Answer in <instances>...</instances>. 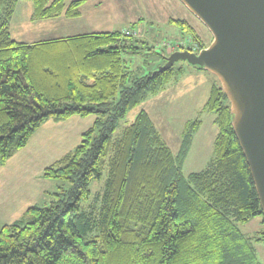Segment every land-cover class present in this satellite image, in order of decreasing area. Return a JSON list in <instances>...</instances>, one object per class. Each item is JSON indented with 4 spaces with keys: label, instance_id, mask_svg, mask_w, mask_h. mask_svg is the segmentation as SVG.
<instances>
[{
    "label": "trees",
    "instance_id": "obj_1",
    "mask_svg": "<svg viewBox=\"0 0 264 264\" xmlns=\"http://www.w3.org/2000/svg\"><path fill=\"white\" fill-rule=\"evenodd\" d=\"M19 1L0 0V166L50 120L97 119L44 169L45 178L58 181L50 203L32 205L0 228V264H260L256 243L264 238L240 225L258 216L264 223V216L221 84L202 109L218 127L214 157L186 175L200 119L187 125L177 152L143 109L116 135L128 112L181 68L138 75L122 53H140V40L120 30L18 42L10 22ZM27 1L32 20L77 18L86 2ZM172 22L200 42L187 21Z\"/></svg>",
    "mask_w": 264,
    "mask_h": 264
},
{
    "label": "rangeland",
    "instance_id": "obj_2",
    "mask_svg": "<svg viewBox=\"0 0 264 264\" xmlns=\"http://www.w3.org/2000/svg\"><path fill=\"white\" fill-rule=\"evenodd\" d=\"M81 16H59L32 20L33 4L20 0L10 22L12 37L18 42L35 43L44 40L68 38L86 33L130 30L137 32L140 53L128 50L122 53L126 65L138 75L147 76L166 63L174 45L192 39V51L209 46L213 35L180 0H86ZM187 21L199 41L187 36V31L172 20ZM128 36L124 42L129 41ZM199 46L200 49L198 48ZM175 50V49H174ZM181 68L164 87L138 107L130 110L120 122L116 135L130 125L143 109L148 112L156 128L174 152L180 150L186 127L194 120L201 123L193 135L191 148L183 165L184 174L206 169L214 157V141L218 127L212 112H202L210 96L211 86L219 84L216 75L184 61ZM97 115L72 116L59 123H45L31 137L26 147L17 151L6 165L0 166V228L20 220L25 211L35 204L50 203V194L58 191V181L42 174L46 167L72 151L82 134L92 127ZM104 181L94 183L93 193L99 192ZM249 236L264 238L263 218L258 216L240 225ZM258 262L264 264V240L256 243Z\"/></svg>",
    "mask_w": 264,
    "mask_h": 264
},
{
    "label": "water",
    "instance_id": "obj_3",
    "mask_svg": "<svg viewBox=\"0 0 264 264\" xmlns=\"http://www.w3.org/2000/svg\"><path fill=\"white\" fill-rule=\"evenodd\" d=\"M213 35L200 51L171 52L157 71L184 61L217 76L264 216V0H180Z\"/></svg>",
    "mask_w": 264,
    "mask_h": 264
},
{
    "label": "built area",
    "instance_id": "obj_4",
    "mask_svg": "<svg viewBox=\"0 0 264 264\" xmlns=\"http://www.w3.org/2000/svg\"><path fill=\"white\" fill-rule=\"evenodd\" d=\"M124 32L126 34H137V32L131 33L130 30H124ZM192 46H193V40L189 38V39H185L183 42H180L177 45L172 46L173 47L172 50L173 51H175L177 49H191V50H195L196 48H194Z\"/></svg>",
    "mask_w": 264,
    "mask_h": 264
},
{
    "label": "crops",
    "instance_id": "obj_5",
    "mask_svg": "<svg viewBox=\"0 0 264 264\" xmlns=\"http://www.w3.org/2000/svg\"><path fill=\"white\" fill-rule=\"evenodd\" d=\"M80 16H81V15H80ZM212 86H213V85H212ZM212 86H211V88H212ZM210 91H211V90H210ZM209 95H210V94H209ZM208 98H209V97H208ZM213 122H214V118H213ZM57 123H59V122H57ZM13 156H14V155H13ZM13 156H12V157H13ZM5 165H6V164H5Z\"/></svg>",
    "mask_w": 264,
    "mask_h": 264
},
{
    "label": "flooded vegetation",
    "instance_id": "obj_6",
    "mask_svg": "<svg viewBox=\"0 0 264 264\" xmlns=\"http://www.w3.org/2000/svg\"><path fill=\"white\" fill-rule=\"evenodd\" d=\"M201 46H199L198 48L200 49Z\"/></svg>",
    "mask_w": 264,
    "mask_h": 264
}]
</instances>
